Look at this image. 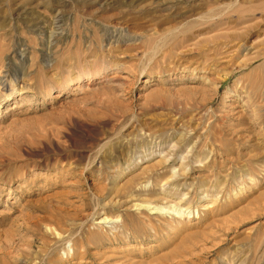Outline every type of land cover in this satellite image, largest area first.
Segmentation results:
<instances>
[{
    "label": "rangeland",
    "instance_id": "1",
    "mask_svg": "<svg viewBox=\"0 0 264 264\" xmlns=\"http://www.w3.org/2000/svg\"><path fill=\"white\" fill-rule=\"evenodd\" d=\"M0 264H264V0H0Z\"/></svg>",
    "mask_w": 264,
    "mask_h": 264
},
{
    "label": "bare ground",
    "instance_id": "2",
    "mask_svg": "<svg viewBox=\"0 0 264 264\" xmlns=\"http://www.w3.org/2000/svg\"><path fill=\"white\" fill-rule=\"evenodd\" d=\"M56 17V16H55ZM54 22L53 23H56V24H59L61 21H60V18L59 17H56V18H54V20H53ZM37 24V26H36V29H38V28H40V26L38 25V23H36ZM52 28H55L54 26H51ZM58 28V27H57ZM112 35V34H111ZM46 37H48V41H53L55 38H56V35L54 36L53 34H52V32L50 31L48 34H47V36ZM109 37V36H108ZM111 38H113V39H115V40H118V38L117 37H111ZM111 38H108L109 40H111ZM106 218V217H105Z\"/></svg>",
    "mask_w": 264,
    "mask_h": 264
}]
</instances>
